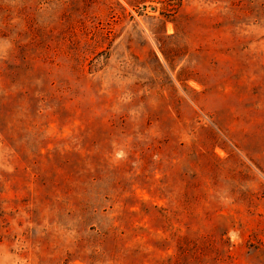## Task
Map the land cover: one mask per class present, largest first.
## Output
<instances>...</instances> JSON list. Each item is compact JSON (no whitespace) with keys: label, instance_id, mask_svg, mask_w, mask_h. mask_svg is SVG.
Wrapping results in <instances>:
<instances>
[{"label":"rangeland","instance_id":"rangeland-1","mask_svg":"<svg viewBox=\"0 0 264 264\" xmlns=\"http://www.w3.org/2000/svg\"><path fill=\"white\" fill-rule=\"evenodd\" d=\"M0 264H264V0H0Z\"/></svg>","mask_w":264,"mask_h":264}]
</instances>
